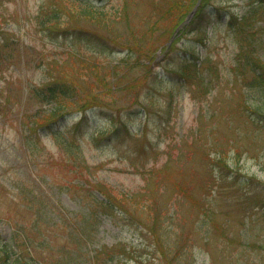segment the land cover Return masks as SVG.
Wrapping results in <instances>:
<instances>
[{
  "label": "rangeland",
  "instance_id": "obj_1",
  "mask_svg": "<svg viewBox=\"0 0 264 264\" xmlns=\"http://www.w3.org/2000/svg\"><path fill=\"white\" fill-rule=\"evenodd\" d=\"M55 1L0 0V95L13 97L20 79L40 84L49 77L68 78L80 87L82 98L95 99L108 107L103 112L113 116L97 117L104 132L97 133L95 140L88 139L91 128L86 129L79 151L84 159L77 158L80 165L46 140L47 154L35 165L22 153L28 150L11 145L16 136L11 115L15 109L9 113L7 124L0 123V238L44 264L56 260L70 264L69 258L76 255L81 264H92L80 251L84 247L78 248L69 234L77 231L98 249V262L112 253L110 264H264V116L260 110L264 90L250 79L252 71L246 68L239 75V38L225 26L226 11H212L211 20L206 15L196 28L171 39L173 24L167 19L150 41L134 44L137 50L127 55L123 46H103L107 40L97 37L107 38L116 31L102 23L100 27L75 19L69 14L75 5ZM210 1L233 13L247 7V0ZM189 2H184L183 11ZM151 3L129 0L132 24L144 28ZM41 9L47 17L58 9L61 16L45 25L41 23L44 16L39 17ZM259 19L250 28L261 27L255 34L259 35L258 55L264 61V12ZM71 25L72 29L64 30ZM75 25L84 31L77 27L76 34ZM115 26L118 38L131 45L135 36L124 30V19ZM141 46L148 51L144 55H140ZM186 49L204 63L198 73L191 72L184 95H173L167 112L164 101L179 83L157 81L158 91L148 95L154 90L159 67L146 72L136 64L128 69L120 64L118 73L123 75L114 77L117 89L90 88L95 80L92 71L108 74L109 64L118 65L125 57L133 64L137 57L150 56L151 65L179 69L186 59H193L184 58ZM144 62L140 59L138 64ZM145 76L150 89L141 85L137 99L147 96L144 101L150 114L146 120L142 113L133 115L138 104L125 83ZM81 102L67 108H79ZM37 105L27 101L29 110ZM116 125L123 127L119 136L101 139L113 134ZM8 178L18 180V187ZM94 185L112 196L115 212L101 204ZM159 234L166 249L161 250L158 242L156 246ZM4 257L1 248L0 264Z\"/></svg>",
  "mask_w": 264,
  "mask_h": 264
},
{
  "label": "trees",
  "instance_id": "obj_2",
  "mask_svg": "<svg viewBox=\"0 0 264 264\" xmlns=\"http://www.w3.org/2000/svg\"><path fill=\"white\" fill-rule=\"evenodd\" d=\"M71 2L74 6L72 11L69 12L72 17L75 19H79L80 21H91L95 22L96 25L100 26L99 23H102L104 26L108 25V28L111 31L116 32H109L112 36L104 38L102 35H98V38H103L105 41L102 43V45L108 46H123V49H125L126 54L130 55L129 51L137 50L135 47L139 46V43H141L144 40L150 41L151 37L153 36L155 31L160 27V25L167 19L172 20V27L175 28L187 15V13L191 10L196 0H189L187 7L183 11L184 2L186 0H169L167 3L160 4L157 0H152L151 6L147 14L145 15L146 24H144V28L142 29V26L140 25H134L132 24V21L130 20V14H129V0H118L117 4H112L113 1L109 0H67ZM57 0L55 1V3ZM209 0H203V3L198 7L196 13L190 20L189 24L187 25L192 26L194 23H199L202 19L206 17L208 14V4ZM264 7L262 4H259L258 6L252 7L249 9L250 13L247 15H242L240 18L233 17L231 20V24L229 21V26L232 28L231 31L240 39L241 43V53H240V60L243 62L242 66H254L256 75L254 77V80L256 83H258L259 87H261L264 90V62H259L257 58L252 55L255 54L254 47L255 42L253 40V36L255 35L254 32H251L249 29L253 25L254 21L259 19V14L263 13L264 10H262ZM174 11H178L176 16H174ZM41 14H39V17L41 15L44 16V21L41 23H48L51 20H59L61 16V11H58V9H54L50 16L47 17V12H45L43 9L40 11ZM124 19L125 22V31L126 33L133 34L135 36L133 38V43L131 45H126V42L122 41L120 38H118V30L115 26L116 23L121 19ZM114 25V27L112 26ZM136 26V28L134 27ZM73 25H71L67 29H72ZM75 33L77 34V27L78 29L83 32L84 28L81 26L75 25ZM101 27V26H100ZM103 28V27H102ZM156 29V30H155ZM173 30V29H172ZM147 31V32H146ZM145 33V35H142ZM95 36V34H93ZM256 36V35H255ZM109 43L113 45H109ZM127 43H130V41H127ZM134 44L136 46L134 47ZM125 45V46H124ZM143 45V44H142ZM2 43H0V47H2ZM133 49V50H132ZM148 51H143V48L141 46L140 48V55H144ZM150 55V54H149ZM126 58V57H125ZM123 58L121 62L116 64H109V71L108 74H104L103 76H99L97 71H92L91 73L94 74L95 80L92 82V86L90 88H93V90L97 89L98 91H111L117 89L116 83L119 79V76L123 75L118 73L119 70L117 69V66L120 64L122 65L121 68L126 67L131 68L134 64L136 66L145 67L146 72L147 69L153 68V65H151V58L150 56H144V57H137L136 61H134L133 64L128 62L127 59ZM142 58L146 61V63L142 60ZM141 59L142 62L138 64V61ZM85 64V63H83ZM91 66V65H90ZM80 71L82 69L78 68ZM145 69H143L145 71ZM22 70H20V74L22 75ZM83 72V71H82ZM191 72L198 73V68L195 67L194 69H187V65H184L182 68H180L177 73L181 78H183L185 81H187L189 78H191ZM116 73L120 74L119 76L116 75ZM115 74V75H114ZM114 75V76H113ZM194 76V75H193ZM84 77H88L85 76ZM114 77H117L118 79H114ZM155 79V77H154ZM159 79L162 80L161 77ZM114 80H116L114 82ZM21 81V79H20ZM111 81V84H110ZM146 76L144 78H139V82L131 81V83L125 82L126 87H128V93L133 94L132 100L134 102H138V95H139V87L142 85L145 87V89H150L147 84ZM110 85V86H109ZM158 88V87H153ZM82 90L78 85H75V81L72 79L65 78L63 80L61 79H53L52 77H49V80L40 84H31L24 88L22 87L20 92H17L13 97L6 96L2 101H0V108L6 106V104H9L11 101V98H17L16 101L13 104L9 105V108L12 112V118L14 121H16V128L19 127V131L22 133L25 139H27V142L25 143L22 141V144L24 147L27 148H35V151H38L41 148V145H39V142L41 140V135H47L51 134L54 137L55 144L61 148L67 155H70L71 162L73 164H78L77 160V153L80 151L81 142L79 140L80 134L76 135V128L79 126L81 122L75 125V129L72 131H69V134H66V132H63V130H59L55 128L53 122L59 117L62 113L66 112L68 109L67 107L69 105H75L79 101L81 102V106L84 110L87 108H91L92 106H99L103 108H108L104 105H99V103L95 99H91L88 96H85L86 98H82L80 93ZM148 95L152 96L149 92ZM147 96L141 97L139 100L140 107H142L146 113H149V107L147 106L144 101V99ZM150 98V97H149ZM262 106L263 112L261 114L264 115V92H262ZM33 99V100H32ZM33 101V102H39V105L36 106L34 110H28L27 107V101ZM173 102V93L169 92V97L164 101V109L167 112ZM43 104L50 105L49 109ZM18 105L17 107H15ZM79 107V108H80ZM86 111V110H85ZM85 113V112H84ZM56 118V119H55ZM32 139L39 140L35 143L34 141H31ZM75 162V163H74ZM95 189L100 191L106 198L104 201H100L103 206H106L107 208H112V204L114 201H112V196H109L106 191L102 190L100 185H97V187L94 185ZM115 203V202H114ZM118 204V203H117ZM109 208V209H110ZM112 210V209H110ZM151 232L154 234L153 227L150 228ZM79 231L74 233H69L75 240L76 246L78 248L84 247V249L80 250L81 253L84 254L85 257H88V261H90L92 264H110L112 260L114 259L113 254H108L105 256L103 260L98 262V250L95 249L94 252L90 255V252L92 248L88 245L87 241L81 238L79 236ZM161 238H163V235L159 234L157 239L155 238V243L157 246V242L159 243L160 249H166V247L160 242ZM5 257V264H44L37 260L34 256H28V257H22L19 254L15 255L13 257L14 251H8L6 252ZM70 264H81V258L80 255H76L72 258H69ZM53 264H62L59 260H56Z\"/></svg>",
  "mask_w": 264,
  "mask_h": 264
}]
</instances>
